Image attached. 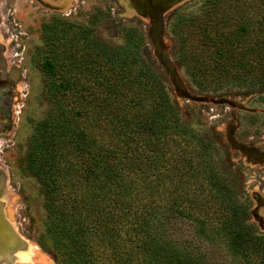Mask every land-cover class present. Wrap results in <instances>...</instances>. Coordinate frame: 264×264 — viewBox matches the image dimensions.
Instances as JSON below:
<instances>
[{
  "label": "trees",
  "instance_id": "obj_1",
  "mask_svg": "<svg viewBox=\"0 0 264 264\" xmlns=\"http://www.w3.org/2000/svg\"><path fill=\"white\" fill-rule=\"evenodd\" d=\"M201 3L172 31L192 84L264 90V0ZM79 34L66 74L43 63L53 113L34 123L25 164L61 264H264L244 165L183 120L142 32L124 45Z\"/></svg>",
  "mask_w": 264,
  "mask_h": 264
},
{
  "label": "rangeland",
  "instance_id": "obj_2",
  "mask_svg": "<svg viewBox=\"0 0 264 264\" xmlns=\"http://www.w3.org/2000/svg\"><path fill=\"white\" fill-rule=\"evenodd\" d=\"M254 3L253 8L258 6ZM203 11L201 0H0V42L6 47V59L21 69L11 94V131L0 136V164L7 172L3 213L16 234L33 245L35 264H61L62 257L55 246H49L39 186L25 169L34 123L53 113L48 98L56 91L55 80L46 74L43 63L52 57L59 74H66L63 67L68 66L75 44L73 33L81 37L83 26H95L96 34L114 45L127 43L133 29L142 32L183 120L223 144L233 163L244 165L239 186L251 199L250 221L264 232V90L198 91L176 58L179 41L173 29L185 16ZM188 47L205 54L196 42ZM34 263L18 260V264Z\"/></svg>",
  "mask_w": 264,
  "mask_h": 264
},
{
  "label": "flooded vegetation",
  "instance_id": "obj_3",
  "mask_svg": "<svg viewBox=\"0 0 264 264\" xmlns=\"http://www.w3.org/2000/svg\"><path fill=\"white\" fill-rule=\"evenodd\" d=\"M21 69L13 65L10 60L6 59V47L0 42V136L10 133V123L12 122V90L16 88L20 81ZM4 164H0V204L4 196L3 186L7 176ZM7 181V180H6ZM5 181V183H7Z\"/></svg>",
  "mask_w": 264,
  "mask_h": 264
},
{
  "label": "water",
  "instance_id": "obj_4",
  "mask_svg": "<svg viewBox=\"0 0 264 264\" xmlns=\"http://www.w3.org/2000/svg\"><path fill=\"white\" fill-rule=\"evenodd\" d=\"M4 179L6 181L7 176ZM5 181L3 186L6 184ZM32 250L31 244L17 235L13 227L7 222L3 213V204L2 206L0 204V264H16L15 261L18 260L25 262Z\"/></svg>",
  "mask_w": 264,
  "mask_h": 264
},
{
  "label": "crops",
  "instance_id": "obj_5",
  "mask_svg": "<svg viewBox=\"0 0 264 264\" xmlns=\"http://www.w3.org/2000/svg\"><path fill=\"white\" fill-rule=\"evenodd\" d=\"M30 244H31V243H30ZM31 246L33 247L32 244H31ZM33 254H34V252H33V250H32V253L29 254L30 258L28 257V258H27V261H29V260L31 259V261L34 263V261H33V259H32ZM24 256H25V255H24ZM3 262H6V261H3ZM15 263L18 264V261H15ZM34 264H35V263H34ZM45 264H50V263H47V262H46Z\"/></svg>",
  "mask_w": 264,
  "mask_h": 264
}]
</instances>
